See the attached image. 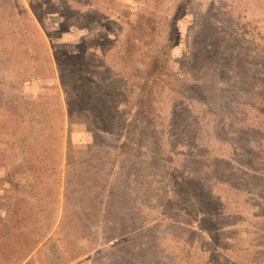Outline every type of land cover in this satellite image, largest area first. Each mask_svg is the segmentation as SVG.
I'll use <instances>...</instances> for the list:
<instances>
[{
	"label": "rangeland",
	"instance_id": "rangeland-1",
	"mask_svg": "<svg viewBox=\"0 0 264 264\" xmlns=\"http://www.w3.org/2000/svg\"><path fill=\"white\" fill-rule=\"evenodd\" d=\"M110 259L264 264V0H0V264Z\"/></svg>",
	"mask_w": 264,
	"mask_h": 264
},
{
	"label": "trees",
	"instance_id": "trees-1",
	"mask_svg": "<svg viewBox=\"0 0 264 264\" xmlns=\"http://www.w3.org/2000/svg\"><path fill=\"white\" fill-rule=\"evenodd\" d=\"M174 40H172V39H168V40H166V42H165V44H164V46H163V49H161L158 53H154L153 55H151V57H149L150 58V60H151V65H150V71H151V73H147V74H152V75H155V74H160L161 72H162V70H164L165 69V67H166V63L167 62H164L165 60H166V57L165 56H163V61L161 62V58H162V56L160 57V58H158L160 55H162V53L163 54H166V52H168V50L170 49V47L174 44ZM146 85H147V82H146ZM143 106H145V105H143ZM145 111H147V110H145ZM140 117L141 118H144V119H147L148 121H149V119L147 118V115L145 114V113H143V115H140ZM39 131L40 132H42L41 131V129L39 128ZM30 138H31V135H27V139H26V141H27V145H26V147L28 148V142H29V140H30ZM40 138H42V137H40ZM43 139V138H42ZM90 198V199H89ZM89 198L87 199L86 198V201H87V203H82L81 205H79V212H80V218L81 217H84L85 215H86V213L88 214V212H92V210H94V209H91L90 207H89V203L91 202V197H90V195H89ZM66 201H67V193H65V196H64V204H66ZM76 214V213H75ZM88 215H90V214H88ZM78 217V216H77ZM76 216H73V218H77ZM79 218V217H78ZM88 220V218H86V221ZM83 224H86V223H83ZM103 231L105 232V230L103 229ZM112 252H110L109 254H111ZM81 254V253H80ZM77 256V255H76ZM110 257H111V255H110ZM112 258V257H111ZM111 260L112 259H110V263L109 264H111Z\"/></svg>",
	"mask_w": 264,
	"mask_h": 264
}]
</instances>
